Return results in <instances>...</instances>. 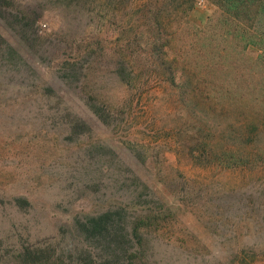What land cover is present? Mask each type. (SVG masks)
<instances>
[{
    "label": "rangeland",
    "instance_id": "obj_1",
    "mask_svg": "<svg viewBox=\"0 0 264 264\" xmlns=\"http://www.w3.org/2000/svg\"><path fill=\"white\" fill-rule=\"evenodd\" d=\"M131 2L0 0V264H105L80 223L120 207L146 220L135 264H264V169L199 166L187 149L203 130L235 137L264 97V57L209 0L165 30Z\"/></svg>",
    "mask_w": 264,
    "mask_h": 264
},
{
    "label": "trees",
    "instance_id": "obj_2",
    "mask_svg": "<svg viewBox=\"0 0 264 264\" xmlns=\"http://www.w3.org/2000/svg\"><path fill=\"white\" fill-rule=\"evenodd\" d=\"M218 9L222 10L228 17L229 31H232L241 38L240 42L245 45V49L255 47L264 57V0H209ZM199 0H148L144 5H138V11L145 10L155 19V25L163 28L173 27L172 13L184 16L186 21L192 23V14ZM131 0H121V9L124 11L131 6ZM145 9V10H144ZM163 13H171L169 21L159 20ZM146 14V12L144 13ZM171 17V18H170ZM21 20V18H20ZM39 17L35 21H38ZM22 21L25 20L22 18ZM32 21V24L35 22ZM189 23V24H190ZM69 38L63 34L58 36L57 42L63 46L70 45L71 50L76 51V44L70 42ZM156 40V39H155ZM157 41V40H156ZM216 39H212V61L209 68L216 70L217 49L214 45ZM134 43H130L131 54L135 53ZM78 46V45H77ZM80 47V46H79ZM164 65V60L162 64ZM160 74L169 81L171 73L163 68ZM132 75L127 73V82L134 81ZM192 80L186 82L187 86L193 85ZM194 90L196 89L193 86ZM201 131L202 140L188 146V153L196 165L216 166L219 171H237V169H264V97L256 103L255 109L248 115L243 116L242 124L236 126L233 131L235 137L230 142L218 141L216 135ZM139 160L147 163L144 151L138 152ZM136 181L143 186L141 176L136 177ZM148 187H146V190ZM125 208L109 209L98 217L87 219L86 223H80V227L86 238L100 242L106 251L105 264H135L138 252L134 249V239L140 238V226L145 223V219L130 221L126 217ZM148 220V219H147ZM90 241V240H89ZM86 254V253H85ZM77 258L75 264H95L93 259ZM29 264H73L64 261L62 258L51 260L50 256H43L41 253L35 255Z\"/></svg>",
    "mask_w": 264,
    "mask_h": 264
}]
</instances>
